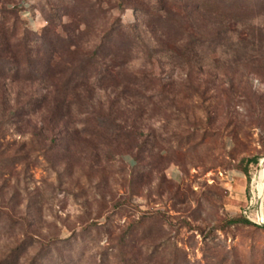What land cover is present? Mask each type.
Returning a JSON list of instances; mask_svg holds the SVG:
<instances>
[{"label":"rangeland","instance_id":"rangeland-1","mask_svg":"<svg viewBox=\"0 0 264 264\" xmlns=\"http://www.w3.org/2000/svg\"><path fill=\"white\" fill-rule=\"evenodd\" d=\"M217 1L223 16L173 17L189 26L186 33L157 22L172 0H86L80 16L89 21L76 31L83 47L94 49L114 21L137 26L148 49L135 51L128 66L154 67L169 100L142 110L124 99L116 108L144 113L138 161L134 152L114 156L111 144L83 137L77 118L71 133L48 136L36 113L35 128L8 135L15 153L30 158L0 166V264H264V228L243 218L257 223L264 215V202L256 212L255 188L264 169V0H249L247 12L257 46L213 52L221 17L240 18L237 2ZM14 3L33 31L54 13L69 23L75 9L72 0ZM190 33L207 41L200 65L185 62ZM96 97L109 100L103 89Z\"/></svg>","mask_w":264,"mask_h":264},{"label":"trees","instance_id":"trees-1","mask_svg":"<svg viewBox=\"0 0 264 264\" xmlns=\"http://www.w3.org/2000/svg\"><path fill=\"white\" fill-rule=\"evenodd\" d=\"M72 1L75 9L73 8L74 11L70 13L67 11L71 17L69 23H63L54 13L48 18V25L42 31H33L23 20L22 9L14 3V0H0V166L2 168L14 167L20 163L27 165L30 158L28 152L15 153L17 146L7 137L15 132L21 135L27 134L35 128L32 116L36 113H41L40 128L46 130L48 136H57L68 131L71 133L73 130L69 127L77 118L78 122L83 124V129L79 132L83 137L98 140L99 144L103 141L105 144H111L108 151L114 156L124 158L125 154L134 152L135 161L141 160L146 140L142 138L144 130L139 122L144 113H137L138 115L133 117L126 114L125 110L119 111L116 108L121 109L123 106L121 102L124 99L132 101L142 110L149 105L169 100L165 98L167 84L161 83L154 67L150 71L146 69L134 71L128 66L134 58L135 51L140 50L142 46L147 48L137 26H127L122 21H114L110 28H105L98 45L89 50L83 47L81 33H76L78 24L89 21L80 16L85 10L86 0ZM202 1L172 0L171 8L165 10L168 16L165 18L160 15L157 22L161 28L169 27L186 32L189 26L185 28L179 25L173 17L189 19L203 12L222 16L225 14L219 1ZM234 1L237 2L233 5V10L236 11L234 13L239 14L240 18L227 15L226 18L221 17L223 20L226 19V22L220 20L221 23L223 21L217 31L220 42L214 46L213 52L224 46L247 51L257 46L259 42L255 26H251V20L249 21L250 18L247 16L251 7L249 0ZM76 7L80 9L76 10ZM225 7L230 8L229 5ZM158 9L164 10L163 7ZM235 24L243 26L242 30L237 29ZM190 34L191 49L188 50L189 54L185 62L200 65L207 57L201 55V48L207 41L202 37H195V33ZM222 34L228 36L223 37ZM224 40H228L229 43ZM150 51L149 49L147 54L151 58L154 53ZM151 63L154 64L153 60ZM99 89L107 93L109 100L98 102L96 95ZM111 95L114 98L111 99ZM46 139L48 140L49 137ZM56 141L53 139V143ZM26 147L27 144L24 148ZM12 150L14 153L10 154ZM135 161H131V164ZM250 161L257 164L259 162L258 158ZM243 218L246 223L264 228L251 221L246 215H243Z\"/></svg>","mask_w":264,"mask_h":264},{"label":"bare ground","instance_id":"bare-ground-1","mask_svg":"<svg viewBox=\"0 0 264 264\" xmlns=\"http://www.w3.org/2000/svg\"><path fill=\"white\" fill-rule=\"evenodd\" d=\"M258 179H259V181L255 182V188L257 190H259V195L260 196H257V197L261 198L260 201H259V204H258V212H259L260 209H261V206H262V204L264 202V195L261 196V194L264 193V169L262 171L258 172ZM263 218H264V215L262 214L261 219H263Z\"/></svg>","mask_w":264,"mask_h":264},{"label":"water","instance_id":"water-1","mask_svg":"<svg viewBox=\"0 0 264 264\" xmlns=\"http://www.w3.org/2000/svg\"><path fill=\"white\" fill-rule=\"evenodd\" d=\"M260 199H261L260 197H257L256 199V212L258 211V204H259ZM256 219H257L256 222L264 227V219H261L258 216H256Z\"/></svg>","mask_w":264,"mask_h":264},{"label":"built area","instance_id":"built-area-1","mask_svg":"<svg viewBox=\"0 0 264 264\" xmlns=\"http://www.w3.org/2000/svg\"><path fill=\"white\" fill-rule=\"evenodd\" d=\"M25 4H26V5H28V4H29V2H26ZM262 161H263V160H262Z\"/></svg>","mask_w":264,"mask_h":264}]
</instances>
